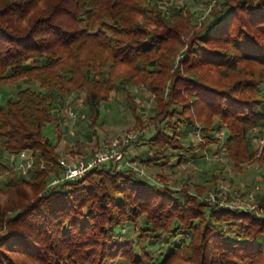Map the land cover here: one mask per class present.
<instances>
[{
    "label": "trees",
    "instance_id": "1",
    "mask_svg": "<svg viewBox=\"0 0 264 264\" xmlns=\"http://www.w3.org/2000/svg\"><path fill=\"white\" fill-rule=\"evenodd\" d=\"M19 81L0 101V151L33 150L35 165L0 186V264H264V193L262 212L208 202L114 160L51 184L62 167L44 132L73 92L96 128L112 93L135 114L144 84L156 112L142 163L182 162L197 123L202 148L226 129L234 170L264 162L251 135L264 125V0H213L204 18L159 0H0V91Z\"/></svg>",
    "mask_w": 264,
    "mask_h": 264
},
{
    "label": "rangeland",
    "instance_id": "2",
    "mask_svg": "<svg viewBox=\"0 0 264 264\" xmlns=\"http://www.w3.org/2000/svg\"><path fill=\"white\" fill-rule=\"evenodd\" d=\"M207 2V3H206ZM163 8L174 10L181 9L184 5L198 18L207 15L213 0H159ZM26 81L18 84L4 85L0 91V101L6 95H15L20 87L27 86ZM136 99V113L133 114L124 96L116 100L114 93L108 101L101 104L100 122L96 128H91L86 119L85 106L83 104L84 91L73 92L64 98L65 106L59 108L58 119H53L44 128V132L50 141L57 144L60 157H88L102 145L112 142L113 139L135 134V139L127 144L125 160L118 162L120 165L127 161L136 160L138 166L144 170V175L151 177L155 182L168 183L176 189L188 188L193 192L200 193L202 200L223 205H236V208L256 209L262 212L263 205H259L258 196L264 193V162L255 160L244 164V170L238 172L233 169L232 163L227 157L223 140L226 129H218L220 143H212L202 148L197 144L205 136V131L200 123L193 128L190 135H186L183 142L188 146L194 144L193 149L182 150L184 159L178 163V155L169 154V163L160 164L151 162L144 164L137 155L148 154V147L143 143L140 134L151 135L154 131L152 117L155 114L153 95L147 91L144 84L131 87ZM4 96V97H3ZM74 110L75 116L69 115L68 111ZM60 124V130L58 125ZM183 126V124H182ZM59 133L61 136L59 137ZM254 137V145L258 154H264V125H256L251 130ZM192 141V143H191ZM8 151H0V186L11 172L23 174L22 171L9 160ZM12 163V164H11ZM5 166V168H4ZM214 174H218L217 177ZM26 178L32 177V172L23 174ZM215 176V177H214ZM2 202L6 201L7 195L0 192ZM133 233V225L129 224L122 228L123 238ZM150 248L155 253L162 249L163 245L153 238ZM180 260V259H179ZM176 262H179L178 260ZM181 262V261H180ZM114 264H125L121 260Z\"/></svg>",
    "mask_w": 264,
    "mask_h": 264
},
{
    "label": "built area",
    "instance_id": "3",
    "mask_svg": "<svg viewBox=\"0 0 264 264\" xmlns=\"http://www.w3.org/2000/svg\"><path fill=\"white\" fill-rule=\"evenodd\" d=\"M68 113L69 115L75 116L74 110H69ZM135 137V134L130 133L127 136L115 138L112 142L102 145L100 148L96 149L88 157H60L59 163L62 167V175L55 176L52 179L51 184H55L65 179L82 177L92 168L109 160L121 163V161L125 160L126 153L129 151V149L127 150L126 148L127 144L130 143L131 140H134ZM261 139L264 141V138ZM8 157L16 168L20 169L23 174L32 172L34 169L35 155L33 150L22 149L15 152H9ZM137 163L138 162H136V160L132 162L127 161L124 165L129 164V166L138 174H144V170L138 166ZM45 165V163L42 164V166ZM232 207H236V205H232ZM244 209L248 210L246 208Z\"/></svg>",
    "mask_w": 264,
    "mask_h": 264
}]
</instances>
